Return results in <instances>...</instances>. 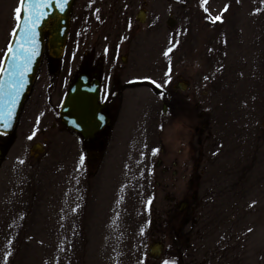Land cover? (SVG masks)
Segmentation results:
<instances>
[{"label":"rangeland","instance_id":"1","mask_svg":"<svg viewBox=\"0 0 264 264\" xmlns=\"http://www.w3.org/2000/svg\"><path fill=\"white\" fill-rule=\"evenodd\" d=\"M17 7L0 0V69ZM99 66L123 134L103 168L59 118ZM0 146V264H264V0H76Z\"/></svg>","mask_w":264,"mask_h":264},{"label":"water","instance_id":"2","mask_svg":"<svg viewBox=\"0 0 264 264\" xmlns=\"http://www.w3.org/2000/svg\"><path fill=\"white\" fill-rule=\"evenodd\" d=\"M76 0H38L22 7L19 27L14 30L0 70V133L14 132L21 110L37 79L44 53L61 59L65 53L71 27V13ZM26 9V11H25ZM28 16L27 22L23 20ZM139 22L146 21V12L141 10ZM183 90L185 87L182 88ZM158 93L161 90L155 89ZM98 81L89 83L86 73L80 74L70 86L59 115L62 124L69 130L88 139L108 121L102 117L103 105ZM36 152L42 146L36 145ZM164 244L154 242L150 246V258L159 260Z\"/></svg>","mask_w":264,"mask_h":264},{"label":"flooded vegetation","instance_id":"3","mask_svg":"<svg viewBox=\"0 0 264 264\" xmlns=\"http://www.w3.org/2000/svg\"><path fill=\"white\" fill-rule=\"evenodd\" d=\"M122 61H126V59L123 58ZM102 68L103 67L99 66L97 72H93L92 75L91 74H88V73H86V74L89 77V83H92L93 81H98L99 82L100 92H101V97H100L99 103L101 105H103L101 114H102V117H105L108 120L105 123V125L101 129H99L97 132L93 133L92 136H90L88 139H84L83 136L80 133L71 131L67 127H65L62 124L61 120H60V122L64 126V128L67 131L73 133L75 135L76 140H80L82 142V144L87 148V152H88L89 158H95V161L97 163H100V168H103L104 167V164L106 162V160H105L106 158H112V156L110 154L111 151H112L111 150L112 147L115 148L117 142H118V144H120L123 141V134L121 132L115 133L112 136V131H113V128H114V125H115V118L113 117L114 116L113 113H114V110H117L118 107H117L116 102H115L116 100H115L114 93H110L109 90H108V83H109L108 82V77H106V75L104 74ZM141 83L142 82L140 81L139 84H141ZM183 87H185L184 90L182 89ZM176 88L177 89H180L181 91H185L187 89V84H185L183 82H180V83L177 84ZM118 95H120V93H118ZM119 100H120L119 101V105H120L121 102L123 101V99L121 100V97H120ZM62 104H63V102H62ZM62 104H61V106H62ZM61 106H60V108H61ZM166 110H167V107L164 106L163 107V111L166 112ZM59 118H60V115H59ZM205 127H206V124L203 126L202 131L205 129ZM12 134L6 135V134L0 133V137H8V136H11ZM182 136L186 138V136L184 134ZM5 150L6 149L3 146H0V160L4 157ZM101 163H103V164H101ZM160 163H161V161L158 162V166L160 165ZM173 165L174 166H177L178 164L176 162H173ZM93 167L97 168V166H93ZM172 174H173V176H176L177 175V172L176 171H173ZM197 198H198V195L196 193H194L192 195V200L193 201H196ZM167 199H169V201L171 203L174 202V198H167ZM189 208H190L189 202L188 201H183L179 205L178 210H179V212L181 214H185L188 211ZM195 213H196L195 209L194 208L193 209L191 208L190 215H195ZM190 219H191L190 217L189 218H186V219H183V221H182L183 222V228H185L189 224ZM180 231H182V229ZM186 235H188V234H186ZM154 242L163 243V242H161L159 240L152 241L151 244L149 245L148 256H149V253H150V246ZM165 249H166V246L164 244V252H163V255L165 253Z\"/></svg>","mask_w":264,"mask_h":264},{"label":"snow or ice","instance_id":"4","mask_svg":"<svg viewBox=\"0 0 264 264\" xmlns=\"http://www.w3.org/2000/svg\"><path fill=\"white\" fill-rule=\"evenodd\" d=\"M26 2H27V4H28L29 6H31V5L34 4V3L37 4V6H39V4H38V0H21V6H24ZM226 7H227V6H226ZM225 10H226V9H225ZM21 11H22V7H17V8L15 9V13H16L15 18H16L17 21H18L17 27H19V22H20V20L22 19V17H21ZM25 11H26V9H25ZM28 19H29L28 16H24V17H23V20H24L25 22H27ZM217 20H220V16H216L215 18H213V22H215V21H217ZM9 51H10V52L12 51L11 46L9 47ZM167 54H168V53L166 52L165 55H167ZM30 138H31V137H30ZM83 161H84V157L81 156V157H80V163L83 164ZM149 203H150V201H149Z\"/></svg>","mask_w":264,"mask_h":264}]
</instances>
